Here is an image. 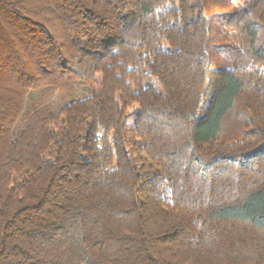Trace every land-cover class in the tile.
I'll use <instances>...</instances> for the list:
<instances>
[{
	"label": "trees",
	"instance_id": "16d2710c",
	"mask_svg": "<svg viewBox=\"0 0 264 264\" xmlns=\"http://www.w3.org/2000/svg\"><path fill=\"white\" fill-rule=\"evenodd\" d=\"M0 264H264V0H0Z\"/></svg>",
	"mask_w": 264,
	"mask_h": 264
},
{
	"label": "rangeland",
	"instance_id": "374dc122",
	"mask_svg": "<svg viewBox=\"0 0 264 264\" xmlns=\"http://www.w3.org/2000/svg\"><path fill=\"white\" fill-rule=\"evenodd\" d=\"M237 31L231 30L225 26L222 20L209 19V35L207 39V53L209 61V70L207 86L204 94V111L207 109L213 95L217 82V70L221 68L230 69L233 66L235 52L239 44L235 39ZM74 92L67 89H40L32 91L27 97L25 115L20 126L25 123L27 117L36 109L46 107L50 112L59 111L69 100L82 98L86 94L84 87L77 84L73 85Z\"/></svg>",
	"mask_w": 264,
	"mask_h": 264
}]
</instances>
